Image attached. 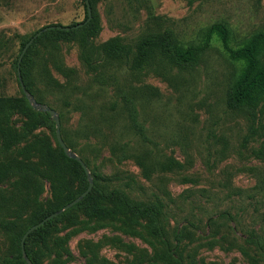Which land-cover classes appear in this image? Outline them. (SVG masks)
Returning <instances> with one entry per match:
<instances>
[{"label": "rangeland", "instance_id": "rangeland-1", "mask_svg": "<svg viewBox=\"0 0 264 264\" xmlns=\"http://www.w3.org/2000/svg\"><path fill=\"white\" fill-rule=\"evenodd\" d=\"M94 11L101 27L92 40L95 50L112 38L133 44L148 32L164 29L188 43L217 22L228 24L233 48L264 31V0H97ZM86 15L85 0H0V96L23 92L17 60L27 39L46 26L83 22ZM34 59L32 96L57 111L61 130L74 146L70 149L87 163L92 177L95 173L110 179L111 188L134 200L163 202L171 235L190 229L192 236L180 249L198 264H250L239 248L246 245L243 231L257 229L264 219V189L257 191L264 188V105L254 119L227 108L226 95L240 64L229 60L219 41L189 70L161 65L133 73L123 63L100 61L89 71L77 42H61L58 57L39 47ZM57 62L68 70L66 75ZM50 77L58 84L49 82ZM148 88L157 89L158 95L150 96ZM123 92L135 96L139 120L153 142L146 143L148 148L156 151L157 159L174 157L182 169L158 170L147 178L134 157L114 155L116 143L128 145L134 154L146 150L125 109L111 111V103L120 101ZM28 121L21 114L13 117L18 129ZM33 135L53 138L56 124L45 123ZM8 156L0 153V159ZM45 187L41 200L46 206L52 195L49 182ZM1 189L12 192L10 182ZM13 197L18 200L20 195ZM87 225L72 233L61 224L55 234L66 239V264H153L146 220H92ZM213 241L212 247L206 245ZM12 252L0 233V261ZM52 259L47 256L44 264Z\"/></svg>", "mask_w": 264, "mask_h": 264}, {"label": "trees", "instance_id": "trees-1", "mask_svg": "<svg viewBox=\"0 0 264 264\" xmlns=\"http://www.w3.org/2000/svg\"><path fill=\"white\" fill-rule=\"evenodd\" d=\"M96 2L97 0H90L93 17L83 27L70 31L48 30L28 49L21 63V73L23 82L31 94L36 96L30 70L35 63L34 57L38 54L39 47L58 57L61 42H77L80 46L81 61L89 71L95 70L101 61L123 63L129 71L139 73L161 65L179 70L195 68L214 40H217L222 44L229 60L240 64L226 95L227 108L244 112L250 119H254L256 110L264 105V31L257 32L239 47L233 48L232 32L228 24L217 22L202 30L197 40L188 43H182L172 30L164 29L148 32L133 44L126 43L120 37L112 38L95 50L92 40L101 29L94 11ZM85 7L87 10L86 0ZM87 19L88 13L83 22L70 26L84 23ZM31 38L26 40L24 46ZM57 68L66 75L68 70L60 62H57ZM49 82L58 84L51 77ZM148 92L150 96L158 95L155 88H148ZM122 96L120 101L111 103V111L116 114L119 108H124L129 116L132 131L140 136L144 145L153 143L139 120L140 112L135 96L129 92H123ZM37 102L41 103L43 100L37 96ZM16 114L29 119L22 129H18L13 123ZM45 123L52 127L55 125L48 113L32 109L23 92L21 96H0V153L9 155L0 159V233L8 238L13 247V252L5 255L0 264H27L21 251V240L25 232L71 203L89 186L84 168L77 160L64 153L56 135L53 138L33 135V132ZM61 133L67 146L72 149L74 146L67 135L62 130ZM145 149L134 154L130 152L128 145L118 147L116 143L113 153L121 159L134 157L147 178L158 170L170 172L183 168L182 163L174 157L160 160L156 158V151L147 145ZM34 158L39 161H34ZM93 178V189L81 202L29 235L25 250L32 264H44L49 255L53 256L51 264L68 262L70 253L64 248L66 239L55 236L61 231V224L68 229L72 228V233H77L88 228V221L116 222L131 218L146 220V230L154 252L151 258L153 264H198L194 256H184L183 250L180 249L181 244L191 238L190 229L183 227L171 235L163 202L134 200L123 190L111 188L108 182L110 179H103L95 173ZM45 181L49 182L52 195V202L46 206L41 200L46 188ZM7 182H10L12 188L10 194L1 189ZM262 189L264 188H257L258 193H262ZM15 193L20 195L18 200L13 197ZM237 195H242V192L237 191ZM262 197L264 198V192ZM262 221L264 222V219ZM211 222L216 224L212 220ZM263 222L257 229L243 231L246 245L241 246L239 250L250 264H264ZM214 243L206 242V245L212 247ZM64 254L69 256L64 259Z\"/></svg>", "mask_w": 264, "mask_h": 264}, {"label": "water", "instance_id": "water-1", "mask_svg": "<svg viewBox=\"0 0 264 264\" xmlns=\"http://www.w3.org/2000/svg\"><path fill=\"white\" fill-rule=\"evenodd\" d=\"M86 6H87V13H88V19L86 20V22L81 23V24H77V25H74V26L50 25V26H47L45 28H42L24 46V48H23V50H22V52H21V54L19 56L18 63H17V75H18L20 86H21L25 96L27 97L29 102L32 104V106L36 110L41 111V112H46V113H48L51 116V118L54 120V122L56 124V139H57L59 145L61 146V148L63 149L64 153L68 157L77 160L81 164V166L84 168V170H85V172L87 174V178H88V181H89V186H88L87 190L84 191L79 197H77L71 203L67 204L61 210H59V211H57V212H55L53 214H50L49 216L45 217L42 221H40L39 223L33 225L32 227H30L25 232V234L23 235L22 240H21V251H22V256L25 259V261L27 262V264H32L30 258L27 255V252L25 250V243H26V240L29 237V235L31 233H33L35 230L43 227L46 223H48L52 219H54V218L58 217L59 215H61L66 210L74 207L76 204L81 202L92 191L93 186H94V180H93L92 174L90 173V170H89L88 166L83 161V159L79 155H77L74 151H72L67 146V144L65 143V141H64V139L62 137V133H61V120H60V117H59V114L57 113V111L55 109H53L52 107H49V106H47V105H45L43 103H38L34 99L32 94L27 90V88H26V86H25V84L23 82V78H22L21 63H22V60H23L25 54L27 53V51L31 47V45L34 43V41L38 37H40L43 33H45L46 31L52 30V29L70 31L72 29H79V28L83 27L86 23L90 22L92 20V17H93V12H92V7H91L90 0H86Z\"/></svg>", "mask_w": 264, "mask_h": 264}]
</instances>
